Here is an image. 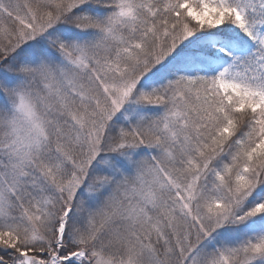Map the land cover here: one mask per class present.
I'll use <instances>...</instances> for the list:
<instances>
[{"label": "snow or ice", "instance_id": "obj_1", "mask_svg": "<svg viewBox=\"0 0 264 264\" xmlns=\"http://www.w3.org/2000/svg\"><path fill=\"white\" fill-rule=\"evenodd\" d=\"M0 264H264V0H0Z\"/></svg>", "mask_w": 264, "mask_h": 264}]
</instances>
